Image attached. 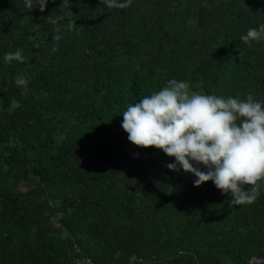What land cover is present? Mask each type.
Here are the masks:
<instances>
[{"label":"trees","instance_id":"trees-1","mask_svg":"<svg viewBox=\"0 0 264 264\" xmlns=\"http://www.w3.org/2000/svg\"><path fill=\"white\" fill-rule=\"evenodd\" d=\"M61 3L30 12L24 0H0V264L264 257V180L254 203L231 205L121 128L128 105L173 79L190 95L251 94L264 106V39H240L264 24V0ZM18 49L23 63L4 60Z\"/></svg>","mask_w":264,"mask_h":264},{"label":"clouds","instance_id":"clouds-1","mask_svg":"<svg viewBox=\"0 0 264 264\" xmlns=\"http://www.w3.org/2000/svg\"><path fill=\"white\" fill-rule=\"evenodd\" d=\"M48 3L24 0V7L30 12L36 8L44 12ZM65 3L70 7L69 0H62L61 5ZM101 3L124 9L131 0ZM75 24L69 21V30ZM240 39L249 47L264 39V24L247 29ZM22 53V49L9 52L4 60L23 63L26 58ZM26 83L22 77L15 80L18 87ZM122 116L121 128L131 144L174 157L166 167L192 174L195 187L211 181L222 194H230L229 204L236 206L250 205L259 197L258 182L264 180V106L251 94L244 100L190 95L187 82L173 79L162 90L128 105Z\"/></svg>","mask_w":264,"mask_h":264},{"label":"built area","instance_id":"built-area-1","mask_svg":"<svg viewBox=\"0 0 264 264\" xmlns=\"http://www.w3.org/2000/svg\"><path fill=\"white\" fill-rule=\"evenodd\" d=\"M79 251V249H78ZM136 257H133V260H136ZM73 264H96L90 257L83 254L77 255L73 258Z\"/></svg>","mask_w":264,"mask_h":264},{"label":"water","instance_id":"water-1","mask_svg":"<svg viewBox=\"0 0 264 264\" xmlns=\"http://www.w3.org/2000/svg\"><path fill=\"white\" fill-rule=\"evenodd\" d=\"M254 260L263 261L264 257H253L246 264H252ZM200 264V263H198Z\"/></svg>","mask_w":264,"mask_h":264}]
</instances>
